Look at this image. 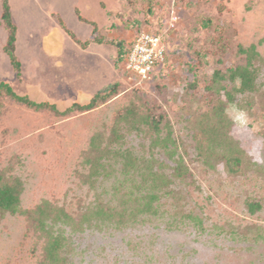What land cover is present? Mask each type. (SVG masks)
<instances>
[{"label": "rangeland", "instance_id": "rangeland-1", "mask_svg": "<svg viewBox=\"0 0 264 264\" xmlns=\"http://www.w3.org/2000/svg\"><path fill=\"white\" fill-rule=\"evenodd\" d=\"M9 2L21 69L0 0V82L60 111L100 92L65 115L0 92V171L23 181V208L71 215L53 224L58 264H264V0ZM145 30L168 54L141 80L118 45ZM251 44L252 88H217L214 71L245 64ZM46 239L0 210V264H50Z\"/></svg>", "mask_w": 264, "mask_h": 264}, {"label": "trees", "instance_id": "trees-1", "mask_svg": "<svg viewBox=\"0 0 264 264\" xmlns=\"http://www.w3.org/2000/svg\"><path fill=\"white\" fill-rule=\"evenodd\" d=\"M1 17L6 29L8 30V38L7 43L5 45V50L8 53L12 64L19 73L21 69V62L15 54L17 25L15 24L12 17V9L9 0H2ZM80 18H82V20H86L84 17ZM93 24L95 25V29L97 25L95 23ZM208 24L209 23L206 22L205 26H207ZM163 37L167 41L166 36L163 35ZM131 41H129L127 46L125 44L123 45L121 41L119 42L118 52L120 60L125 61ZM239 52L242 54H246V63L236 65L235 67H230L225 73L221 72L220 70H215L214 78L216 84H218L217 88L224 87L222 82L223 80H225V78L230 79L234 83H236L235 81L239 78V85H233L234 88L239 91H244L252 88L255 77V70L251 68V65H253V55L256 54V45L251 44L248 47H245L244 45H239ZM164 64H166V60L164 61L163 65ZM156 69L157 66L146 77H140L136 74L135 75L141 80H145L153 76L155 72H157ZM159 70L161 69L159 68ZM1 91H5L8 95L17 99L19 102H22L27 106L34 107L37 110L43 108H52L58 114L63 115L68 114L69 112H72L74 110H89L95 106L96 100L100 97V92H97L94 94V96L88 103L82 105L74 103L70 107L66 108L64 111H60L54 103H50L48 101L39 102L30 99L27 95H20L16 93L13 90L12 86L7 82H0V92ZM226 94L227 98L230 99L231 92L226 91ZM146 121H148V119H146ZM149 124H153V127H155V129L158 131L159 128L157 129V124L153 123L152 121H150ZM94 145H96L95 139L92 140V146L94 147ZM235 158L237 160L240 159V157ZM23 189V181L19 177L6 178L4 173L0 171V210L8 211L11 213H20L26 216L29 222H32L33 226L39 231H41L47 238L46 243L44 245V259L50 264H58L60 261V251L62 249V246L64 245L65 236L63 235L62 230L60 229L58 230L59 232L56 234L54 231L53 224L57 222H69L71 220V215L66 212L64 208L54 205L48 199L42 200V202L37 204L34 208H23L21 205V195L23 193ZM258 207L259 204L249 203V209L251 212H254Z\"/></svg>", "mask_w": 264, "mask_h": 264}, {"label": "built area", "instance_id": "built-area-1", "mask_svg": "<svg viewBox=\"0 0 264 264\" xmlns=\"http://www.w3.org/2000/svg\"><path fill=\"white\" fill-rule=\"evenodd\" d=\"M168 42L162 32L145 30L132 39L125 58L130 73L146 77L157 65L164 63Z\"/></svg>", "mask_w": 264, "mask_h": 264}]
</instances>
